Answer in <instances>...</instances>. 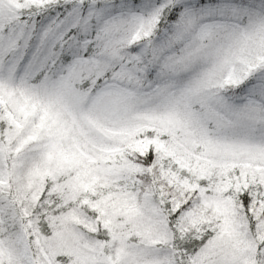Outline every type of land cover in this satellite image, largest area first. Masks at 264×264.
<instances>
[{"label": "snow or ice", "instance_id": "1", "mask_svg": "<svg viewBox=\"0 0 264 264\" xmlns=\"http://www.w3.org/2000/svg\"><path fill=\"white\" fill-rule=\"evenodd\" d=\"M0 264H264V0H0Z\"/></svg>", "mask_w": 264, "mask_h": 264}]
</instances>
